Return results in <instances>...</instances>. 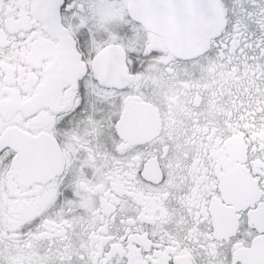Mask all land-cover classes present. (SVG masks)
<instances>
[{"label":"snow or ice","instance_id":"1","mask_svg":"<svg viewBox=\"0 0 264 264\" xmlns=\"http://www.w3.org/2000/svg\"><path fill=\"white\" fill-rule=\"evenodd\" d=\"M0 264H264V0H0Z\"/></svg>","mask_w":264,"mask_h":264}]
</instances>
